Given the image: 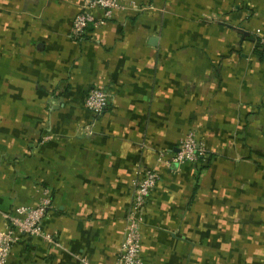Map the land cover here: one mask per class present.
<instances>
[{
	"label": "crops",
	"instance_id": "0c3cea01",
	"mask_svg": "<svg viewBox=\"0 0 264 264\" xmlns=\"http://www.w3.org/2000/svg\"><path fill=\"white\" fill-rule=\"evenodd\" d=\"M86 1L0 0V231L49 202L6 264H115L145 168L143 264H264V0H121L74 38ZM189 134L208 157L157 161Z\"/></svg>",
	"mask_w": 264,
	"mask_h": 264
},
{
	"label": "built area",
	"instance_id": "2783aa9c",
	"mask_svg": "<svg viewBox=\"0 0 264 264\" xmlns=\"http://www.w3.org/2000/svg\"><path fill=\"white\" fill-rule=\"evenodd\" d=\"M124 9L121 0H87L72 22V36L81 38L90 27L97 28L110 21L113 13ZM257 37L264 46V35L257 31ZM111 97L100 87L88 90L84 99V108L93 116H100L109 107ZM209 156L206 147L198 142L193 134L185 136L179 143L176 154L168 156L161 152L157 161L168 164L194 163ZM159 181V174L155 169L145 168L141 176L132 182L133 199L131 202L124 240L121 244L115 264H143L141 255V227L144 222L147 200ZM34 210L24 207L15 209L13 217H7V226L0 231V264H6L14 245L22 235L30 237L42 234L41 221L45 213V206ZM49 238V236H46Z\"/></svg>",
	"mask_w": 264,
	"mask_h": 264
},
{
	"label": "trees",
	"instance_id": "16d2710c",
	"mask_svg": "<svg viewBox=\"0 0 264 264\" xmlns=\"http://www.w3.org/2000/svg\"><path fill=\"white\" fill-rule=\"evenodd\" d=\"M260 43V42H259ZM261 45V44H260ZM262 46V45H261ZM264 47V46H263Z\"/></svg>",
	"mask_w": 264,
	"mask_h": 264
}]
</instances>
